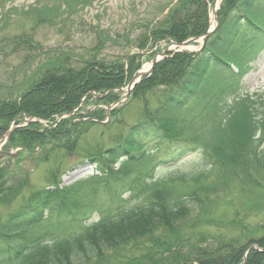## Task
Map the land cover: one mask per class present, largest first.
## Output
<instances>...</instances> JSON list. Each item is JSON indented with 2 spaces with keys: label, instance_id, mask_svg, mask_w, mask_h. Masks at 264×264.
<instances>
[{
  "label": "trees",
  "instance_id": "obj_1",
  "mask_svg": "<svg viewBox=\"0 0 264 264\" xmlns=\"http://www.w3.org/2000/svg\"><path fill=\"white\" fill-rule=\"evenodd\" d=\"M210 1L175 0L160 6L152 18L139 25L142 32L132 45L137 39L135 49L146 51L159 41L180 43L204 34ZM257 1L227 0L218 12L217 30L201 51L163 60L135 86L132 95L142 96L157 84L180 82L177 89L160 99L154 112H145L142 120L112 146L96 145L85 151L96 175L63 186L57 166L47 175L46 186L19 198L29 183L27 177H9L7 168L0 166V207L21 199L15 210L5 217L0 215V262L241 264L249 245L264 249V224L250 222L252 216L264 211V91L240 98L227 115L216 112L222 99L237 91L264 52V8ZM225 8L230 14L226 15ZM32 13L38 17H34L35 22L42 21L41 12L35 9ZM107 40L99 39L92 50L76 58L66 52L48 56L22 87L18 86L15 97L10 87L0 90V135L15 118V125H20L23 116L46 121L49 126L32 122L15 128L10 132L9 145L23 148L26 156L44 151L41 161L47 162L55 149L72 152L78 137L95 125L92 120L81 119L105 120L99 108L56 122L62 115L72 114L81 101L83 107L91 102L105 106L114 103L118 99L114 90L125 87L124 80L137 70L135 64L141 57L137 54L127 58V67L126 61L119 59H97ZM9 41L15 52L37 48L29 36L14 34ZM198 94L204 97L210 113L190 115L185 120L179 112ZM203 125L207 129L202 130ZM186 128L191 133L186 134ZM165 144L180 146L169 162L198 152L208 169L153 180L151 171L165 162L156 163L148 148L158 150ZM141 166L147 171L128 180ZM98 188L116 201L113 208L99 212L96 222L74 227V231L53 236L50 241H43L42 235L25 242L24 235L41 227L52 212L74 224L73 214L87 207L69 200L85 190L94 194ZM245 264H264V252L249 250Z\"/></svg>",
  "mask_w": 264,
  "mask_h": 264
},
{
  "label": "rangeland",
  "instance_id": "obj_2",
  "mask_svg": "<svg viewBox=\"0 0 264 264\" xmlns=\"http://www.w3.org/2000/svg\"><path fill=\"white\" fill-rule=\"evenodd\" d=\"M212 1L209 2L208 7L210 18H212L210 14ZM260 1L261 4L258 3V5L264 7V0ZM88 2L90 4H87ZM174 2L175 0H0V90H4V86L10 87L9 91L15 97L18 86L22 87V82L41 62L46 61L48 56L56 55L58 52H66L76 58L75 55H84V52L92 50L99 39L101 41L105 38L108 40L102 47L103 50L97 53V59L105 62L119 59L122 62L126 61L124 63L126 65L127 58L130 56L134 54L141 56L135 64H138L136 66L137 70L127 77V80H124L128 84L137 73L147 70L153 60L156 62L155 67L158 63L176 54H186L188 56L196 54L200 50V46L205 43L201 39H198L195 43H189L185 48H178L162 42L154 46L152 50L140 51L135 50L137 39L134 46L132 45L135 37H139L142 32L139 25L145 19L152 18L160 6L165 7ZM226 2L227 0H219L220 5L216 13L217 23L219 22L218 12L222 10ZM57 6H59L58 10ZM215 7L217 8V5ZM35 9L41 12L39 15L43 18H40L41 22H35L34 17L38 18L32 13ZM47 9H50V12L46 13ZM224 11H227L226 15L230 14L228 8H225ZM208 29L209 23H207L206 31ZM14 34L31 37L37 43V48L21 49L15 52L9 45V39ZM200 37L202 36L195 38ZM128 39H130V43L126 44ZM255 65L257 70L255 69L256 71H252L243 78L240 87L234 94H229L222 99L221 106L216 112L227 115L228 110L240 98L264 91V52ZM128 84H126V87ZM179 86V81L172 82L169 80L167 85L160 86V84H157L152 90L143 92L142 96H133L129 92L127 97H124L126 87H122L124 93L121 91L117 94V100L121 99V102L109 113V120L104 124L96 123L94 126L89 127L85 133L78 137L79 140L72 152L55 149L52 153H49L47 162L41 161V154L44 151L41 154L37 151L27 156L26 154L21 155V152H16L18 149L8 146L9 136L7 134L6 137L1 139L3 144L1 149L15 156L13 159H1L0 166L7 168L9 177H15V179L27 177L29 183L21 192L22 196L19 198H25L32 190L46 186L47 175L51 169H55L57 166L62 174H60V180L63 186L96 175L95 166L85 160V151L91 150L96 145L112 146L115 140L124 136L132 125L142 120L145 112H154L160 99L169 95ZM123 98L125 99L123 100ZM202 98H204L202 94L194 95L189 98L188 103L183 104L185 108L179 113L185 115V120L190 115L202 114L208 110V106L205 105ZM92 103L95 102H91L85 107L82 113H86L87 110L93 109L95 106L104 111V104L97 102L99 104L95 105ZM104 116H106L105 113ZM203 129H207V126L203 125ZM184 131L186 134L191 133V130L187 128ZM54 146L56 145H52V147ZM8 147H11L12 150H7ZM262 147H264V144ZM50 148L47 147V150ZM179 148L178 144H165L164 147L158 150L148 148L149 156L153 155L156 163L165 162L151 171L153 180L166 178L175 173L193 172L196 174L208 169L207 163L203 162L202 155L198 152L191 153L175 163L169 162L171 155L175 154ZM14 159L20 160V162L16 164ZM116 167H118V164ZM146 171L147 168L141 166L133 171L128 180L136 173ZM96 191L94 194L90 190L81 191L75 199L73 196L69 200V202L75 201L79 205L87 207L84 210H79L75 216L73 214L74 224L67 223L64 219L56 217L55 212H52L46 215L41 227L24 235L25 242L28 243L30 239L42 235H44L43 241H50L53 236L62 237L67 232L74 231V227L78 229L81 226L96 222L100 216L99 212L103 209L113 208L116 201L110 199L111 196L106 195L100 188ZM122 195L127 197L126 193H122ZM19 198L11 205L0 207V215L5 217L15 210L21 202ZM250 222L255 225H263L264 211L257 216H252ZM0 264L4 263L0 262Z\"/></svg>",
  "mask_w": 264,
  "mask_h": 264
},
{
  "label": "water",
  "instance_id": "obj_3",
  "mask_svg": "<svg viewBox=\"0 0 264 264\" xmlns=\"http://www.w3.org/2000/svg\"><path fill=\"white\" fill-rule=\"evenodd\" d=\"M211 32H212V29H209V31L203 36V37H201V39H202V41L204 42L205 40H206V38L211 34ZM196 39H193V40H191V41H195ZM188 43V42H187ZM186 45V43H182V44H179L178 46L179 47H184ZM156 62H155V60H153L152 61V63H151V68H150V70L148 71V72H140V73H138L137 75H135L133 78H132V80H131V82L129 83V85L127 86V91H126V93L128 92V91H130V89L136 84V82L141 78V77H143V76H145V75H147L148 73H150L151 72V69L153 68V66H154V64H155ZM111 108H109L108 110H110ZM251 247H249L248 249H250Z\"/></svg>",
  "mask_w": 264,
  "mask_h": 264
}]
</instances>
